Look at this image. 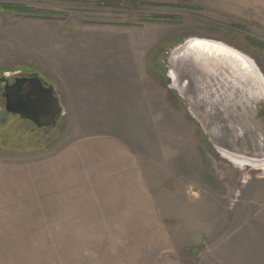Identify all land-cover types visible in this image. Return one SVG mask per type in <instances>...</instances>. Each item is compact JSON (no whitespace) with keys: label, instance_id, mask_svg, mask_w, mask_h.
I'll list each match as a JSON object with an SVG mask.
<instances>
[{"label":"rangeland","instance_id":"rangeland-1","mask_svg":"<svg viewBox=\"0 0 264 264\" xmlns=\"http://www.w3.org/2000/svg\"><path fill=\"white\" fill-rule=\"evenodd\" d=\"M256 1L0 0L15 10L0 12V79L38 73L65 107L40 130L0 100V264H264V163L214 149L168 77L170 52L194 37L242 52L264 75ZM133 80L143 119L101 124L143 150L144 199L64 184L56 154L98 128L71 103L77 91L129 96Z\"/></svg>","mask_w":264,"mask_h":264},{"label":"water","instance_id":"water-1","mask_svg":"<svg viewBox=\"0 0 264 264\" xmlns=\"http://www.w3.org/2000/svg\"><path fill=\"white\" fill-rule=\"evenodd\" d=\"M171 88L209 143L227 158L264 163V75L242 52L221 42L189 38L168 58ZM9 115L37 129H55L65 107L38 73L20 75L3 95Z\"/></svg>","mask_w":264,"mask_h":264},{"label":"crops","instance_id":"crops-1","mask_svg":"<svg viewBox=\"0 0 264 264\" xmlns=\"http://www.w3.org/2000/svg\"><path fill=\"white\" fill-rule=\"evenodd\" d=\"M232 2L236 3L233 4L236 7H243L257 1L232 0ZM244 2L248 4H243ZM99 68L95 66L92 69L97 72ZM138 83V81L133 80L130 89L132 94L129 96L124 95L125 88H123L125 90L122 93L120 92L121 89L117 87H107L106 85L102 86V84L92 88L88 86V89L77 91L78 96H75L71 103L82 104L79 107L82 109L79 111H84L78 114L81 115L82 119L87 116V121L95 124L98 128L95 127L96 129H93V132L88 133L85 137L81 135L70 146L56 154L55 163L57 167L61 166L62 170L65 171L70 170L69 173H66V176H70V181L64 184H74L75 182L78 185L87 184L97 187L109 185L111 191L118 193L130 191L133 197L135 194L137 198L131 197L133 200L144 199V187L142 186L144 162L143 155L140 154L144 153L143 150H139V145L128 140L127 142L121 136L113 135L112 132L105 133L112 124H108L106 127L101 124L102 120L111 122L120 119V115H123L124 120L143 119L146 110L142 96L137 93L140 91ZM99 86L101 87L99 88ZM97 88L101 92L96 90ZM135 91L137 94L133 96ZM72 109L78 110L74 106ZM78 119H80L79 115ZM101 130L104 131L101 132ZM131 198L126 197L127 200ZM127 209H136V206L129 205Z\"/></svg>","mask_w":264,"mask_h":264},{"label":"flooded vegetation","instance_id":"flooded-vegetation-1","mask_svg":"<svg viewBox=\"0 0 264 264\" xmlns=\"http://www.w3.org/2000/svg\"><path fill=\"white\" fill-rule=\"evenodd\" d=\"M2 79V78H1ZM0 79V100H3L5 102V98L3 97L6 88L9 87L10 85L13 84L14 80L16 79V77L14 78V80H10L7 77L5 78V76L3 77V79ZM44 79V78H43ZM45 80V79H44ZM46 81V80H45ZM49 83V82H48ZM50 84V83H49ZM2 104V102H0V105ZM5 106V104H4ZM6 110V109H5ZM6 115H9L8 113H6Z\"/></svg>","mask_w":264,"mask_h":264},{"label":"trees","instance_id":"trees-1","mask_svg":"<svg viewBox=\"0 0 264 264\" xmlns=\"http://www.w3.org/2000/svg\"><path fill=\"white\" fill-rule=\"evenodd\" d=\"M15 11L11 6H0V12Z\"/></svg>","mask_w":264,"mask_h":264},{"label":"bare ground","instance_id":"bare-ground-1","mask_svg":"<svg viewBox=\"0 0 264 264\" xmlns=\"http://www.w3.org/2000/svg\"><path fill=\"white\" fill-rule=\"evenodd\" d=\"M231 161L235 162L239 166H245L244 162H238V160H234L233 158H229Z\"/></svg>","mask_w":264,"mask_h":264}]
</instances>
